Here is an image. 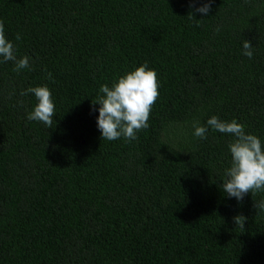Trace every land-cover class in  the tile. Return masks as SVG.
Masks as SVG:
<instances>
[{
	"label": "trees",
	"instance_id": "trees-1",
	"mask_svg": "<svg viewBox=\"0 0 264 264\" xmlns=\"http://www.w3.org/2000/svg\"><path fill=\"white\" fill-rule=\"evenodd\" d=\"M203 2L0 0L31 66L0 63V264H264V191L228 197L233 137L193 128L216 115L264 142V0H213L207 16ZM145 62L149 127L102 140L92 100ZM45 84L51 128L20 95Z\"/></svg>",
	"mask_w": 264,
	"mask_h": 264
},
{
	"label": "clouds",
	"instance_id": "clouds-1",
	"mask_svg": "<svg viewBox=\"0 0 264 264\" xmlns=\"http://www.w3.org/2000/svg\"><path fill=\"white\" fill-rule=\"evenodd\" d=\"M212 2L213 0H204L202 6L195 11L207 16ZM189 16L195 19L193 13L190 12ZM196 26L199 27V20ZM19 39L21 37L17 34L16 40ZM243 55L249 59L253 57V46L248 40H243ZM0 58V63L14 62V71L17 73L31 67L30 57L27 55L17 58L16 46L7 39L3 20H0ZM48 78H52L51 73ZM159 86L157 72L149 68L146 62L120 76L111 87L108 84L101 85L99 92L102 95L92 100V105H100L97 127L102 140L114 141L121 137L128 141L137 139V132L149 127L148 121L152 106L159 96ZM29 93L34 94L38 103L28 113L27 119L42 122L51 128L56 113L48 85L29 87L22 90L20 95L26 96ZM193 128L194 135L200 139L207 138L209 128L233 137L228 145L231 165L225 170L221 185L228 197L242 201L248 193L254 195L264 191V142L257 135L246 133L244 125L236 119L229 122L216 115L211 116L206 125L194 121ZM254 207L264 210V200L255 203ZM245 220L243 215L234 217L235 224L241 229H244Z\"/></svg>",
	"mask_w": 264,
	"mask_h": 264
}]
</instances>
